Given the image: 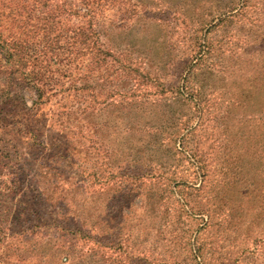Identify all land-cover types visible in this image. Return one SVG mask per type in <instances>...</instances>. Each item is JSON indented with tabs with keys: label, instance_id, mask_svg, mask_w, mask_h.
<instances>
[{
	"label": "rangeland",
	"instance_id": "374dc122",
	"mask_svg": "<svg viewBox=\"0 0 264 264\" xmlns=\"http://www.w3.org/2000/svg\"><path fill=\"white\" fill-rule=\"evenodd\" d=\"M22 1L16 0L11 9V2L0 1V36L15 34V52L25 56L17 62L20 67L47 63L54 69L59 67L53 64L56 55L63 74L46 88L11 63L8 71L0 69V264H264V194L261 202L257 199L235 219L225 205L223 184L228 176L218 175V161L227 157L228 141L235 135L228 136L225 117L230 97L226 84L234 86L233 59L252 56L264 62V0H250L246 16L229 28L220 25L212 33L203 32V38H212L220 60L197 62L193 70L202 78L190 81L185 90L166 85L171 80L163 73L160 81L141 76L148 65L139 71L124 65L130 50L120 47L121 30L113 29L114 24L139 27L145 16L149 18L145 10L131 5L132 0H98L99 5L92 0H26L25 7ZM58 15H64L62 26L50 30L48 25L56 23ZM90 22L95 46L77 62L64 59L66 49L83 48H72V43L79 37L77 28H87ZM102 27H110L118 48L101 33ZM179 32L171 33L176 67L181 65L179 57L187 54V32ZM88 38L92 40L89 34ZM56 46L61 48L49 51ZM96 58L103 60L100 65ZM1 60L6 63L2 48ZM12 74L17 80L9 82ZM84 75L91 81L81 79ZM119 91L152 97L158 111L165 107L176 120H187L171 133L180 150L207 168L208 176L195 185L189 181L195 175L193 166L177 162L184 186L155 176L156 171L137 178L110 177L115 170L140 168L144 161L137 145L141 140L124 143V153L110 154L103 145L111 133L109 122L123 123L125 113L116 109ZM131 132L136 134L133 140L143 135L138 128ZM112 135V144L122 146L123 139ZM131 144L134 161H128ZM230 177L247 190V181L236 171ZM261 177L262 173L257 180ZM157 186L159 192H150ZM118 190L124 195H113ZM202 210L211 212L214 224L207 223V214H193ZM105 218L110 221L107 227L102 225ZM88 232L92 237L83 238ZM64 235L69 237L62 248L72 246L77 256L53 255L57 245L51 243ZM197 246L203 257L195 259Z\"/></svg>",
	"mask_w": 264,
	"mask_h": 264
},
{
	"label": "trees",
	"instance_id": "16d2710c",
	"mask_svg": "<svg viewBox=\"0 0 264 264\" xmlns=\"http://www.w3.org/2000/svg\"><path fill=\"white\" fill-rule=\"evenodd\" d=\"M0 1L3 3L11 2L12 6H8V8L11 9L16 0ZM80 1L83 2L84 0ZM97 1L98 0H92V4L96 3L99 5ZM22 2L24 3L23 7H25L27 1L23 0ZM131 5H136V7L140 8V11L145 10V12L149 14V18L145 16L144 21L139 27L132 26L122 29V27L114 24L113 29L118 28L121 30L120 41L122 45H120V47L125 51L127 49L130 50V52L126 54L127 61L124 65L131 67V69L135 68L137 71H139L141 66L144 67L148 65L147 68H144L143 73H140L141 76L151 79H155L156 77L160 81V78L163 77L161 73H163L164 75L170 76L169 80H171V82L168 80V83L165 82L166 85L172 88L185 90V88H188L190 81H200L202 78L200 77L202 73L197 74L193 70L197 62L200 61L203 64L209 59L215 61L220 60V57L216 58V56H219L218 54L214 55L216 48L214 47V43H212V38L209 36L203 38V32L212 33L220 25L228 26L227 28H229V25L239 22L238 20L242 21L243 15L246 16L245 6L250 5V0H132ZM26 7H29V5ZM86 14H88V12ZM141 15L140 13L134 20L138 22V18L142 17ZM61 16L64 18V15H58V17H56L58 18L56 23L48 25L50 30L56 29L60 25L62 26ZM48 20L50 21L52 18L46 21ZM102 20H106L107 22L110 19L107 15L106 17L103 15ZM110 22H107V25H111ZM63 23L66 24V21L63 20ZM92 27L93 25L90 22L87 28H77L79 37H76L75 42L72 43V48L77 46L83 48L79 50L66 49L68 50V56L64 59H73L72 61L77 62L78 58L88 55L97 41L94 40L91 35H96ZM167 27H171V29L167 30L165 33ZM159 30L162 32L158 37L157 34ZM179 30H181V32H179L180 34L187 32V42H184V44L187 45V54L179 57V63L181 65L176 67L173 58L177 57V55H172L174 42L172 43L173 37L171 33L174 34L175 31ZM100 31L112 42L113 48H118L119 44L114 42L110 27L105 29L102 27ZM87 33L92 37V40H89ZM14 35L15 34L10 33L7 36H0V48L4 49L6 56L5 64H2V60L0 61V69L4 72L8 71L10 69L8 64L11 63L12 66H16V68L24 69L22 71L27 73V79H34L37 83L41 82L43 85L42 87L48 88L51 83L57 84L59 82L58 76L63 74V69L60 67V65L63 64L59 62L57 56H52L53 64L59 65V67L54 69L47 63L44 65L35 64L33 68L25 69L24 66L20 67L17 62L20 61V59H24L25 56H21L20 58L18 53L15 52V48H17V50H19V48L18 45L13 43L15 38ZM58 48H61V46L50 48L49 51L57 50ZM62 49H64V47ZM162 49H165V51L162 52ZM35 53H41V50ZM100 61L103 60L96 58V65H100ZM233 62L236 66L232 73V82L234 86L226 84L228 89L230 88V97L228 105L225 107V117H227L228 120V136L235 134L237 137L233 135L231 137L232 141H228L229 145L227 148L229 152L223 161H218V175L221 176L222 174H226L228 176V181L223 184L224 194L228 196L227 199H225V205L228 207V213L233 218L239 220L242 218L243 213L250 210V205L257 202V199H259L260 202L262 201L261 197L264 194V62L254 60L252 56L247 60L235 56ZM66 63H69V61ZM84 65L83 62L82 66ZM38 66L40 67L39 69H37ZM75 69H78V66H76ZM172 70L173 72H171ZM151 71L153 73H151ZM210 71H212V68H210ZM170 72L173 73V78H171L172 75ZM81 79H86V81L89 82L91 81L86 75L82 76ZM16 80L17 78L13 74L9 76V82H14ZM181 82H183L182 85ZM44 91L45 90L42 89L41 92L44 94ZM117 97L119 104L116 106V109L125 113L123 117H121L123 123L109 122L106 128L111 130V133L108 134V139L103 140V145L108 149L110 154L119 151L124 153V143L138 142L141 140L142 142L137 145L141 147L144 161L140 162L142 164L140 168L136 167L134 170L129 167L130 169H125L126 174H123L125 171L117 172L115 170L111 172L110 177H114L115 180L119 175L121 178L122 176L137 178L150 174L152 171H156L155 176L162 175L170 177V182L182 183L181 185L184 186V184H186L185 177L182 176L180 172H177V162L181 164L182 162H186V165L193 166L192 171L195 175L193 174V177H191L189 181L193 182L195 185L199 184L202 177L208 176L209 173L206 172L207 168H202L197 159H194L193 162V156L190 155L188 151L186 152L184 149L180 150L181 145L178 146L179 142H177V136H173L171 133L177 123L183 122L186 124L187 120H176L173 111L168 112V110L162 106V111H158V107H155L157 106L156 101H154L152 97H148L146 100L144 98L145 96L132 94L128 91H119ZM235 108H237V110ZM135 128H138L143 135L133 140L136 134L131 131ZM112 132L123 139L122 146L115 147L112 144L111 141L113 138L110 140V137H113ZM236 140L237 142L233 145L231 142ZM133 147H135L134 144H131L130 149L128 148V161H130V159L131 161L135 160L133 156L136 152ZM149 162H154V165ZM202 171L203 174H201ZM233 171L237 172V176L241 181H247L248 188L245 192L241 189L243 185L242 182L237 183L235 180L230 179L232 178L230 177V173ZM166 173H168V175ZM261 173L263 178L261 177L259 181L257 178ZM202 183L204 182L202 181ZM160 187L161 186L152 188L150 192H159ZM244 187L246 188V185H244ZM121 194L124 195L122 191L118 190L115 191L113 195ZM157 209L158 208H154L153 211L155 212ZM191 209L193 208L191 207ZM202 211L205 212H193V214H207L209 217L207 223L210 225L214 224L215 221L211 212L208 210ZM189 217H191V215ZM88 223L90 225L87 218V224ZM109 224L110 221H107V218L102 222L104 227L109 226ZM89 233L90 232L84 234L83 238L92 237ZM67 237L69 236L64 235L61 241L55 240L51 243L52 247L57 245L53 255L57 252L60 255L63 253L66 258L69 256L72 257V255L77 256L78 252L72 246L62 248L64 247L63 242H65L64 240L65 238L67 239ZM87 241L90 242V240ZM200 251V246H197V255L194 256L195 259L203 257Z\"/></svg>",
	"mask_w": 264,
	"mask_h": 264
}]
</instances>
